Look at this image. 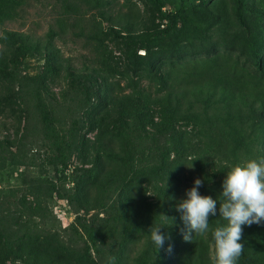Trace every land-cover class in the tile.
Here are the masks:
<instances>
[{
    "label": "rangeland",
    "instance_id": "rangeland-1",
    "mask_svg": "<svg viewBox=\"0 0 264 264\" xmlns=\"http://www.w3.org/2000/svg\"><path fill=\"white\" fill-rule=\"evenodd\" d=\"M164 1L162 11L168 14L182 3L190 6L198 0ZM226 1L229 7L234 4V0ZM255 2L264 10V0ZM250 17L245 30L252 33L254 26H264V13ZM166 19L162 21L164 24ZM160 23L159 14L143 0H23L12 19L0 22V34L12 30L43 40L52 30L53 43L62 57L80 74H90L82 80L89 85L88 79H96L87 97L71 87L63 72L52 82L46 81L47 89L43 92L44 98L56 108L61 122L65 126L74 124L68 171L91 173V177L84 175L78 184L62 178L61 166L45 162L47 140L31 103L21 101L15 94L7 108L0 112V264H92L80 257L85 243L74 231L77 218L92 222L98 234L121 252L116 264H175L174 243L166 239L164 248L156 251L150 239L151 226L160 223L163 214L172 219V223L168 221L171 227L164 226L161 232L170 238L175 236L177 201L187 198L186 190L193 186L196 178L202 181L198 189L200 195L210 196L215 201L222 199L223 180L233 166L231 159L228 158L221 176H213L209 152L197 138L195 128L186 121H175L167 127L161 125L158 105L153 103L161 85L159 63L167 66L225 54L248 64L251 63L247 54L250 50L239 52L236 46L220 41L194 56L163 54L153 68L132 69L125 62L120 38L113 37L108 28L125 25L141 31ZM238 27L233 29L242 30ZM92 34L99 38L95 39ZM133 48L135 54L150 55L137 45ZM157 48L168 49L161 46L154 50ZM263 53L264 46H258L257 58ZM11 67L15 89L20 83L25 90H33L41 85L43 76L48 77L44 59L34 53L15 56ZM123 95H128L129 100L122 104L115 102ZM106 101L113 115L110 118L102 111ZM68 106L75 108L73 113ZM120 109H143L138 117L140 126L146 125L150 135L170 148L168 171L163 175L132 177L122 164L110 166L107 171L83 164L94 152L100 126L113 118L124 117L117 113ZM93 122L95 127L90 129ZM247 134L251 153L243 160L264 157V138L260 139L263 135L257 126H251ZM176 171L179 180L170 176ZM165 176L170 180H163ZM49 182L56 184L51 196L46 191ZM130 210L136 215L130 217ZM260 225L254 240L252 228L242 226L246 227L242 235L251 238L247 243L251 250L247 259L241 258L237 264H264V222ZM202 239L213 264L211 233ZM7 242L11 249L7 248ZM169 245L170 251L167 250Z\"/></svg>",
    "mask_w": 264,
    "mask_h": 264
},
{
    "label": "trees",
    "instance_id": "trees-1",
    "mask_svg": "<svg viewBox=\"0 0 264 264\" xmlns=\"http://www.w3.org/2000/svg\"><path fill=\"white\" fill-rule=\"evenodd\" d=\"M143 1L159 14L161 23L157 27L141 31L128 29L125 25L118 29L112 26L108 28L113 37L120 38L125 62L132 69L140 66L153 68L163 54L194 56L220 41L236 46L239 52L250 50L247 54L251 63L248 64L225 54H214L199 61L168 63L167 66H162L165 64L163 62L159 63L161 85L153 103L158 105L161 125L167 127L175 121H186L195 128L197 138L209 152L213 176H221L228 165L226 163H229L228 158L234 165L251 153V146L246 142L247 131L251 126H257L263 135L260 139L264 138V53L257 58L258 46H264V26H254L252 33L249 29L245 30L249 26L250 16L261 15L264 10L261 11L255 0H234L230 7L226 0H198L190 6L182 3L174 12L165 14L162 11L164 0ZM22 3L23 0H0V22L12 19ZM164 19L165 24L162 22ZM235 26L242 30L233 29ZM54 35L49 30L45 38L40 40L30 34L12 30H4L0 34V112L7 108L15 94H18L21 101L31 103L41 120L47 140L45 162L61 166L62 178L78 184L84 175L91 177V173L87 171L77 174L73 169L68 171L74 124L71 122L70 126H65L61 122L56 108L44 98L43 92L47 89L46 81L52 82L63 72L69 78L71 87L87 97L96 79H88L89 85L82 80L90 74H80L67 58L62 57L53 43ZM214 36L219 40L213 39ZM93 37L99 38L97 35ZM134 45L145 49L149 57L135 54ZM161 46L168 49L154 50ZM25 53H34L43 58L48 74V77L43 76L41 85L30 91L25 90L20 83L16 84L15 89V76L11 67L14 57ZM127 100L129 96L123 95L115 99V102L122 104ZM108 104V101L104 102L102 111L110 118L113 115L107 109ZM67 109L70 113L75 110L72 106ZM117 113L124 114V117L113 118L100 126L94 152L83 164H92L104 171L110 166L122 164L127 168L126 173L132 177H156L168 171L170 148L150 135L146 125L140 126L142 123H138V117L143 109H120ZM130 116L131 121L128 120ZM95 124L93 122L90 129H94ZM171 175L176 180L180 178L178 171L171 172ZM162 178L170 180L166 176ZM46 189L51 196L56 184L49 182ZM177 196L180 197L179 194ZM220 200H216V215L209 216L210 233L215 227L226 224L219 216ZM128 214L130 217L136 215L134 210L128 211ZM174 216L177 228L175 236L172 235L170 239L176 247L175 264H210L208 246L204 245L203 236L193 232L192 239L185 241L181 234V229L185 228L181 213L175 210ZM250 227L253 230L251 238L254 240V234L260 231L262 225L254 223ZM242 228L244 232L246 227ZM74 231L85 243L80 250L83 260L92 264H116L121 258V252L114 250L98 234L92 222L77 218ZM251 238L242 235L239 242L244 249L238 261L241 258L247 259L251 250L247 243ZM7 248L11 249L8 242Z\"/></svg>",
    "mask_w": 264,
    "mask_h": 264
},
{
    "label": "clouds",
    "instance_id": "clouds-1",
    "mask_svg": "<svg viewBox=\"0 0 264 264\" xmlns=\"http://www.w3.org/2000/svg\"><path fill=\"white\" fill-rule=\"evenodd\" d=\"M202 186L200 178L186 190L185 199L177 204L185 228L181 234L185 241L192 239V233L206 236L209 232V216L216 215L217 203L210 196H202L198 189ZM219 204V216L226 224L211 230L214 241L213 264H237L243 252L242 226L264 222V157L250 158L235 163L223 180V191ZM169 217L162 214L161 222L150 228V239L156 251L164 248L170 236L161 228L169 226ZM168 251L171 250L169 245Z\"/></svg>",
    "mask_w": 264,
    "mask_h": 264
}]
</instances>
